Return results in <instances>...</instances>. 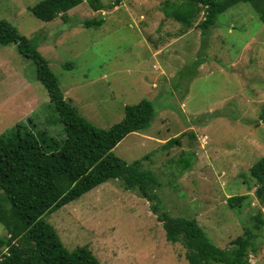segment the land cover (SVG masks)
<instances>
[{
	"label": "rangeland",
	"instance_id": "374dc122",
	"mask_svg": "<svg viewBox=\"0 0 264 264\" xmlns=\"http://www.w3.org/2000/svg\"><path fill=\"white\" fill-rule=\"evenodd\" d=\"M39 1L0 0V20L32 40L65 98L94 125L109 128L126 105L154 101L150 128L127 135L114 153L128 163L148 157L144 164L161 183L160 207L195 218L217 246L230 248L259 210L264 216L249 175L264 157V22L255 9L233 7L204 35L203 13L187 27L165 17V0H120L115 7L117 0H101V11L83 2L49 22L31 11ZM102 16L101 26L83 24ZM58 119L36 64L16 43H0V135L21 123L60 137ZM175 137L180 143L167 146ZM181 160L190 167L182 169ZM235 194H251L250 204L230 207ZM45 219L68 249L87 245L104 264H189L183 245L167 240L152 202L117 179ZM258 232L250 264H264V227Z\"/></svg>",
	"mask_w": 264,
	"mask_h": 264
},
{
	"label": "trees",
	"instance_id": "16d2710c",
	"mask_svg": "<svg viewBox=\"0 0 264 264\" xmlns=\"http://www.w3.org/2000/svg\"><path fill=\"white\" fill-rule=\"evenodd\" d=\"M119 1L112 7L118 6ZM83 2L95 11L104 9L101 0H41L31 11L49 22L59 15L67 18L66 13ZM239 4L251 5L264 22V0H165L162 9L166 18H174L187 27L203 13L199 26L206 35L221 14ZM104 23L103 16L83 21L86 27ZM12 42L36 64L37 78L47 89L63 127L60 137H55L35 133L18 123L0 135V224L7 230L5 236H0V264H104L87 245L68 249L45 216L112 179L121 181L125 190L136 191L152 202V211L163 223L167 240L183 245L189 264H250L249 255L256 251L258 231L264 227L261 210L254 216L253 228L246 229L230 248L223 249L195 218L173 216L160 207L157 189L161 183L144 164L148 157L128 163L114 153L127 135L150 128L156 113L154 101L143 99L126 105L120 122L109 128L98 127L65 98L50 61L32 40L11 22L0 20V43ZM179 143L175 137L166 145ZM190 163L181 160L179 165L188 169ZM249 175L255 180L254 196L263 204L264 157L250 167ZM250 197L251 194L231 195L228 203L238 209L247 200L250 204Z\"/></svg>",
	"mask_w": 264,
	"mask_h": 264
}]
</instances>
